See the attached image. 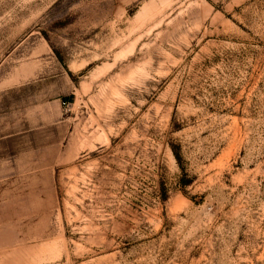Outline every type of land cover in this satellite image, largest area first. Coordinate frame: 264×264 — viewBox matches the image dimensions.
<instances>
[{"label": "rangeland", "instance_id": "1", "mask_svg": "<svg viewBox=\"0 0 264 264\" xmlns=\"http://www.w3.org/2000/svg\"><path fill=\"white\" fill-rule=\"evenodd\" d=\"M0 264H264V0H0Z\"/></svg>", "mask_w": 264, "mask_h": 264}]
</instances>
